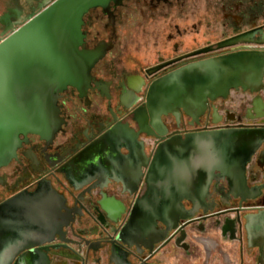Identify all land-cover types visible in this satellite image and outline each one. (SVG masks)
Masks as SVG:
<instances>
[{
  "label": "flooded vegetation",
  "instance_id": "1",
  "mask_svg": "<svg viewBox=\"0 0 264 264\" xmlns=\"http://www.w3.org/2000/svg\"><path fill=\"white\" fill-rule=\"evenodd\" d=\"M53 1L40 0L36 14ZM3 4L0 28L8 32L24 11ZM125 10L131 29L152 39L148 60L120 43ZM82 20L79 50L95 53L97 60L87 81L60 94L57 105L65 124L51 142L19 136L14 156L0 168L11 167L0 174V206L35 193L45 182L70 208L72 196L82 194L73 222L54 240L58 247L48 252L46 264H264V138L250 143L241 184L206 169L208 182L202 186L197 168H208L216 156L212 145L194 157L192 170L174 167L166 158L151 168L158 133L182 138L230 130L264 133V90L257 96L231 90L226 99L208 101L200 114H159L152 124L150 119L144 124L141 111L149 87L183 66L264 51V0H117L106 9L88 10ZM131 32L133 41L138 35ZM232 92L236 101L230 106ZM131 130L141 132L132 153L105 139L110 131ZM90 147L112 161L122 159L129 172L138 159L137 184L125 178L127 170L101 168L98 183L82 186L88 177H77L71 160ZM33 243H21L11 264H36L24 257L36 250Z\"/></svg>",
  "mask_w": 264,
  "mask_h": 264
},
{
  "label": "water",
  "instance_id": "2",
  "mask_svg": "<svg viewBox=\"0 0 264 264\" xmlns=\"http://www.w3.org/2000/svg\"><path fill=\"white\" fill-rule=\"evenodd\" d=\"M110 2L117 0H54L0 42V168L14 156L19 136L37 135L51 142L61 131L65 122L57 105L60 94L68 86L87 81L88 72L97 60L95 53L79 50L83 16L92 8L106 9ZM231 90L256 96L264 90V51L235 53L183 66L154 82L141 109L144 124L148 119L152 124L153 117L159 114L177 116L180 110L190 116L200 114L208 101L226 99ZM130 133L110 131L105 139L132 153L130 148L138 144L136 139L141 132ZM154 138L158 145L151 168L166 158L172 159L174 167L192 170L194 157L209 145L217 148L208 168L196 167L202 171L204 186L208 182L206 169L229 181L243 183L244 163L251 153L249 145L264 138V133L230 130L184 138L158 133ZM91 148L86 150L88 154L78 153L71 160L73 173L81 179L88 177V181L81 182L82 186L98 183L102 169L111 173L128 169L123 167L122 159L112 161L105 153L88 151ZM138 158L143 159L141 154ZM135 161L133 170L125 173V178L130 176L134 185L135 177L141 174L138 168L141 162ZM72 199L70 208L66 198L45 182L35 193L17 195L1 204L0 264H11L21 252L20 244L31 240L36 250L24 257L32 258L36 264H46L48 252L58 247L54 240L61 239L64 228L73 222L82 194Z\"/></svg>",
  "mask_w": 264,
  "mask_h": 264
},
{
  "label": "rangeland",
  "instance_id": "3",
  "mask_svg": "<svg viewBox=\"0 0 264 264\" xmlns=\"http://www.w3.org/2000/svg\"><path fill=\"white\" fill-rule=\"evenodd\" d=\"M5 2H7L9 5L13 6L14 8H18V9L23 10L24 16L21 20H19L18 22H15L12 30H10L8 32H7V29H1L0 28V42L3 39H5L13 30L18 29L23 24H25L29 19H31L33 16L36 15L40 0H0V4H1L0 5V17L6 11L7 6L3 4ZM123 14H124L123 23L121 24V26L118 27V35H119V37H121L120 38L121 45H124V44L127 45L128 44L127 47L129 49V51H131V53H132V49H136V50H138L137 53L140 51L139 52V55H141V56H139L140 58L143 57V58L148 60L149 55H147L146 51L148 50L149 47H151L152 39L149 37V35L144 36V35H140V33H139V35H140L139 36L137 33L138 31L135 32V29L132 30L131 29L132 23L130 21L131 19L129 18L127 10L123 11ZM157 24L158 23L153 24V25H145V27H146L145 30L150 31V29H152V27L156 26ZM130 31H132L131 32L132 34H134L136 36L138 35V38L136 37V39L132 41V39H130V37H129ZM143 42H145V43H143ZM143 50H145V51H143ZM231 95H232L231 98H229L227 100V104L230 106L232 103H234L236 101V98H235L236 95L233 92L231 93ZM10 169H11V167H9L7 169H2L0 171V174L5 173V172H10Z\"/></svg>",
  "mask_w": 264,
  "mask_h": 264
}]
</instances>
